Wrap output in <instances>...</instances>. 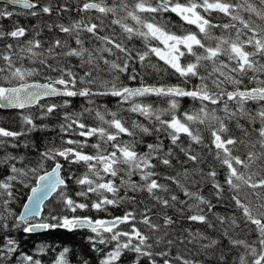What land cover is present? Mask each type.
<instances>
[{
    "label": "snow or ice",
    "instance_id": "6c2138e0",
    "mask_svg": "<svg viewBox=\"0 0 264 264\" xmlns=\"http://www.w3.org/2000/svg\"><path fill=\"white\" fill-rule=\"evenodd\" d=\"M0 2V108L38 109L0 126V264H43L15 233L58 229L88 230L97 264H264V0ZM162 73L180 83H146ZM57 129L42 151L23 139Z\"/></svg>",
    "mask_w": 264,
    "mask_h": 264
},
{
    "label": "trees",
    "instance_id": "16d2710c",
    "mask_svg": "<svg viewBox=\"0 0 264 264\" xmlns=\"http://www.w3.org/2000/svg\"><path fill=\"white\" fill-rule=\"evenodd\" d=\"M4 5L0 3V7H3ZM12 10L13 8H10ZM14 10V9H13ZM18 12H22L24 10H15ZM13 19H18L20 24L24 26H30L32 24L38 23V21L35 18H27L23 15L14 17ZM67 20V17L65 18ZM165 19H168V16H165ZM5 27H10L12 21H3ZM183 22L179 20L174 14H171V23L170 28L172 31L180 32V25H182ZM183 27L185 29H190L195 31V26L186 25L183 24ZM45 36H49L50 34L45 32ZM136 47H142L140 41H134ZM153 60L155 61V57H153ZM161 65H163V62H160ZM132 83V86H136L138 82H129ZM146 83L148 84H178L180 81L176 76L164 74L154 76L149 75L146 77ZM105 102H107V105L109 108L115 110L117 105L114 98L105 97L103 98ZM51 103L52 100L44 101L41 103ZM85 102L82 98H75L72 101V109L78 111L82 105H84ZM160 106H163L161 104ZM193 107V102L185 98L181 102V110H191ZM24 111H31L32 113H36L38 111L37 108H31L29 110ZM19 112L16 111H0V126L6 127L10 130H16L19 131L21 129V123L18 116ZM128 115V114H125ZM62 116V113H61ZM136 118V117H134ZM143 120V118H139ZM58 118L57 117H51L45 122L50 125L51 128L55 129V125L57 123ZM89 123H92V121H89ZM60 134L57 130H50V131H39V132H33L30 133L27 137H24L23 139H26L30 145L35 146V150L42 151L45 147L50 146L52 142L55 143V145H60ZM205 136H207V133H205ZM68 137L65 136V139ZM125 139H127L125 137ZM153 138L151 137H145V140L148 142H151ZM94 142V141H92ZM165 144H169L170 142L165 139ZM20 152H28L30 159H35V153L32 149H20L18 150ZM86 151H90V149H86ZM75 167V166H74ZM75 170L77 173L82 171V169L76 167ZM162 175L168 174L171 170H165L163 168L160 169ZM134 179H138V177H134ZM70 183V193H74L77 190V186ZM28 189L21 188L19 192L17 193V200L15 201L14 208L17 213H19V210L27 196ZM205 194L207 195V189L205 190ZM180 197L183 199V193H179ZM141 199H145V195H141ZM147 202V200H146ZM48 203V202H46ZM221 214L224 213V210L220 207L216 209ZM112 216L121 215L123 211H125V207L121 208H110L109 209ZM172 213V210H169V214ZM81 215H91L96 218H104L108 214L107 213H96V212H85L80 213ZM193 228L201 227L203 229V226L201 225H191ZM92 235L87 230H75V231H67L64 229H58V230H48L41 234H24L17 232L15 233V236L18 239V242L20 244L21 250L27 254H33L36 255L37 258L42 259L43 264H51L52 259L58 255L59 251L63 250V248L67 247L71 250V254L69 256V259L72 261V264H76V262L84 256H87L89 259V264H97V255L96 253L92 252L91 246L88 241V237ZM40 247H44L46 251L44 253H38L37 249Z\"/></svg>",
    "mask_w": 264,
    "mask_h": 264
},
{
    "label": "water",
    "instance_id": "95a60500",
    "mask_svg": "<svg viewBox=\"0 0 264 264\" xmlns=\"http://www.w3.org/2000/svg\"><path fill=\"white\" fill-rule=\"evenodd\" d=\"M0 3H2V2H0ZM2 4H3V3H2ZM9 7L14 8V9H18V10H23V9H21L19 6H15V7H13V6H9ZM48 100H50V99H48ZM41 102H42V101H41ZM11 110L21 111V110H19V109L0 108V111H11ZM29 194H30V191L28 190L27 195H29ZM26 202H27V196H26V198H25L23 204L26 203ZM23 204H22V206H21L19 212H22V211H23ZM78 230H86V229H78ZM44 232H46V231H41V232L33 233V234H41V233H44Z\"/></svg>",
    "mask_w": 264,
    "mask_h": 264
},
{
    "label": "rangeland",
    "instance_id": "374dc122",
    "mask_svg": "<svg viewBox=\"0 0 264 264\" xmlns=\"http://www.w3.org/2000/svg\"><path fill=\"white\" fill-rule=\"evenodd\" d=\"M13 10V9H12ZM15 11V10H14ZM178 18V17H177ZM164 106V105H163ZM21 112H31V111H19V114H18V116L20 117V115H21ZM20 120V119H19Z\"/></svg>",
    "mask_w": 264,
    "mask_h": 264
},
{
    "label": "flooded vegetation",
    "instance_id": "af4514ba",
    "mask_svg": "<svg viewBox=\"0 0 264 264\" xmlns=\"http://www.w3.org/2000/svg\"><path fill=\"white\" fill-rule=\"evenodd\" d=\"M151 99H155V98H151ZM25 110H29V109H25Z\"/></svg>",
    "mask_w": 264,
    "mask_h": 264
},
{
    "label": "bare ground",
    "instance_id": "6f19581e",
    "mask_svg": "<svg viewBox=\"0 0 264 264\" xmlns=\"http://www.w3.org/2000/svg\"><path fill=\"white\" fill-rule=\"evenodd\" d=\"M2 4V3H1ZM51 100V99H50ZM46 101H48V100H46ZM42 102H44V101H42Z\"/></svg>",
    "mask_w": 264,
    "mask_h": 264
}]
</instances>
